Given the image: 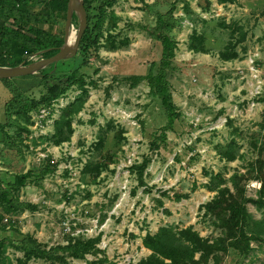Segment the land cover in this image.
Returning a JSON list of instances; mask_svg holds the SVG:
<instances>
[{"label": "rangeland", "instance_id": "374dc122", "mask_svg": "<svg viewBox=\"0 0 264 264\" xmlns=\"http://www.w3.org/2000/svg\"><path fill=\"white\" fill-rule=\"evenodd\" d=\"M169 9L176 49L168 80L180 115L153 149L150 143L166 123L164 110L146 80L133 86L122 78L143 76L158 62L160 45L141 26L154 25L156 15ZM111 11L116 20L108 32L104 21L102 47L83 64L76 54L70 69L79 67L85 94L72 85L44 117L28 110L25 117L12 113L4 119L11 95L35 100L42 91L33 78L0 80V123L10 137L0 136V188L15 174L52 169L39 186L26 183L12 194L34 209L4 215L0 206V264H136L150 253L142 239L162 226L191 227L211 240L221 231L203 214L215 194L207 188L210 178L219 175L231 189L233 174L251 178L264 171V0H117ZM192 33L201 35V45L190 39ZM108 35L109 49L103 47ZM230 45L237 57L220 59ZM79 95L83 105L71 121L70 139L55 144L54 123ZM230 145L238 154L233 161L222 155ZM145 158L141 185L131 168ZM98 162L107 167L96 173ZM261 180L241 181L245 198L259 201ZM245 208L263 222V233L250 240L246 255L229 250L221 264L264 260V204L246 202ZM24 236L46 250L70 239L99 240L96 253L83 259L65 254L63 261H46L27 259L17 249Z\"/></svg>", "mask_w": 264, "mask_h": 264}, {"label": "trees", "instance_id": "16d2710c", "mask_svg": "<svg viewBox=\"0 0 264 264\" xmlns=\"http://www.w3.org/2000/svg\"><path fill=\"white\" fill-rule=\"evenodd\" d=\"M117 0H83L86 13V28L81 37L77 55L82 61L92 55L100 47L99 38L102 36V26L108 20L106 31L114 27L115 17L113 12L107 10ZM140 1V0H136ZM223 2L225 0H219ZM67 0H0V66H15L22 61L29 60V57L37 52L47 50L40 57L48 58L57 52V48L63 41V25L65 21ZM61 23V26H57ZM72 25L77 27L75 15L72 17ZM175 26V19L172 10L156 15L155 23L152 26H141L147 37L159 43L161 52L157 63L149 64L147 74L143 76L132 75L123 77L122 80L136 85L146 80L149 93L156 97L164 110L166 123L161 127L160 134L150 143L156 149L165 140L166 131L171 129L174 119L179 117V112L173 103L168 80V71L174 57L176 42L170 33ZM56 28V29H55ZM243 36V35H241ZM110 35L105 38L103 47H108ZM190 39L197 45H201L202 37L192 33ZM111 47L114 48L111 44ZM191 50L202 51L200 46L189 44ZM220 59L233 60L237 57L234 46H227L226 50L220 52ZM75 57V56H74ZM58 62L41 70L36 75L23 76L20 78H33L37 80V86L41 88L38 99L28 100L19 94L11 95L4 104V119L8 114L14 113L18 116L26 115L28 110L37 111L40 108H50L72 85L82 89L84 76L80 73L79 67L72 70L71 66L75 58ZM18 58V61H16ZM67 71V72H66ZM5 84L8 80H1ZM4 84V86H5ZM82 94L85 90L82 89ZM82 95H79L73 102H70L61 110V114L54 123L55 144L61 140L67 141L72 133L71 121L77 116L83 105ZM29 119V117H26ZM5 124L0 123V136L8 139L10 137L4 130ZM226 160L233 161L238 157L233 145L227 147L223 152ZM149 164L145 158L139 164L133 165L131 172L135 173L139 184H143L142 174ZM107 167V163L98 162L94 169L96 173ZM52 171L51 166L45 165L37 171L28 170L25 173L15 174L6 188H0V206L2 214L12 215L18 209H34L35 206L27 202H21L12 194L19 190L26 183H34L39 186L43 177ZM250 173V172H248ZM262 178V184L258 194L259 201L244 197V190L241 181L251 178ZM251 178L237 174L231 176L232 188L226 185L219 175L210 178V185L207 188L215 194L210 201L202 206L203 214L212 218L213 225L220 229L221 235L207 239L201 237L191 227L182 229L173 226H162L154 234H146L142 239V245L150 253L139 260L136 264H221L223 256L233 250L237 254L246 255L251 249V239L263 233V222L251 219L245 208L246 202H251L260 208L264 204V171H259ZM2 217L0 216V222ZM10 224V222H9ZM251 225L254 229L251 228ZM5 226L2 224L1 228ZM99 238L70 239L65 246H55L46 250L34 238L24 236L19 240L17 249L24 252V256L46 261H63L65 254L73 259H83L87 254L96 253L95 245ZM2 244L0 243V247ZM63 255H59L58 253ZM264 264V260L260 263Z\"/></svg>", "mask_w": 264, "mask_h": 264}, {"label": "water", "instance_id": "95a60500", "mask_svg": "<svg viewBox=\"0 0 264 264\" xmlns=\"http://www.w3.org/2000/svg\"><path fill=\"white\" fill-rule=\"evenodd\" d=\"M75 15L77 27L74 30L73 39L70 40L72 25V17ZM86 13L83 6V0H67L65 21L63 25V41L57 48V52L48 57H40L47 50L37 52L29 57L27 63L22 61L15 66H0V80H9L23 76L36 75L41 70L53 65V68L58 62L73 58L78 51L81 37L86 28Z\"/></svg>", "mask_w": 264, "mask_h": 264}, {"label": "built area", "instance_id": "2783aa9c", "mask_svg": "<svg viewBox=\"0 0 264 264\" xmlns=\"http://www.w3.org/2000/svg\"><path fill=\"white\" fill-rule=\"evenodd\" d=\"M56 104H58V99L52 104V106H55ZM50 108H40V110H37V112L35 113L37 117H44L46 116L47 112H49ZM56 111V110H55ZM40 123H42V120L39 119Z\"/></svg>", "mask_w": 264, "mask_h": 264}, {"label": "bare ground", "instance_id": "6f19581e", "mask_svg": "<svg viewBox=\"0 0 264 264\" xmlns=\"http://www.w3.org/2000/svg\"><path fill=\"white\" fill-rule=\"evenodd\" d=\"M73 36H74V30H73V28H72V29H71V33H70V40L73 39Z\"/></svg>", "mask_w": 264, "mask_h": 264}]
</instances>
